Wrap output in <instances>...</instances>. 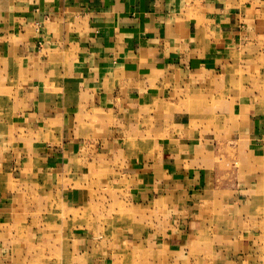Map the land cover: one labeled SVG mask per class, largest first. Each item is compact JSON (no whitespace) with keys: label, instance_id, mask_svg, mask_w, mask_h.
Wrapping results in <instances>:
<instances>
[{"label":"crops","instance_id":"0c3cea01","mask_svg":"<svg viewBox=\"0 0 264 264\" xmlns=\"http://www.w3.org/2000/svg\"><path fill=\"white\" fill-rule=\"evenodd\" d=\"M0 264H264V0H0Z\"/></svg>","mask_w":264,"mask_h":264},{"label":"rangeland","instance_id":"374dc122","mask_svg":"<svg viewBox=\"0 0 264 264\" xmlns=\"http://www.w3.org/2000/svg\"><path fill=\"white\" fill-rule=\"evenodd\" d=\"M95 185V183H94ZM92 197L94 198H100V200L102 199V201H108L110 199H114L115 197L116 198H126L128 196V193L127 191L125 190H122V189H101L100 190V193L98 191H94L91 195ZM111 210V207H109V211ZM106 224V222H104ZM32 223H29L28 225L31 226ZM91 224H95V223H91ZM29 226V228H30ZM15 256V255H14ZM13 256V257H14Z\"/></svg>","mask_w":264,"mask_h":264}]
</instances>
